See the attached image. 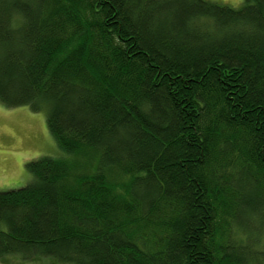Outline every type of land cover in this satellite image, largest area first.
<instances>
[{
  "label": "trees",
  "instance_id": "1",
  "mask_svg": "<svg viewBox=\"0 0 264 264\" xmlns=\"http://www.w3.org/2000/svg\"><path fill=\"white\" fill-rule=\"evenodd\" d=\"M0 102L68 155L0 193V260L264 264V0H0Z\"/></svg>",
  "mask_w": 264,
  "mask_h": 264
},
{
  "label": "rangeland",
  "instance_id": "2",
  "mask_svg": "<svg viewBox=\"0 0 264 264\" xmlns=\"http://www.w3.org/2000/svg\"><path fill=\"white\" fill-rule=\"evenodd\" d=\"M234 8L246 0H206ZM50 157L66 159L65 154L49 132L47 112L33 111L29 106L9 108L0 102V193L12 192L29 186L33 176L27 165ZM0 264H67L53 257L24 259L10 255Z\"/></svg>",
  "mask_w": 264,
  "mask_h": 264
}]
</instances>
